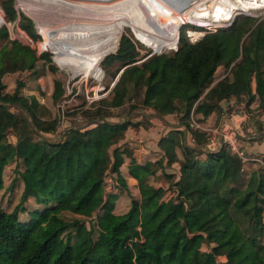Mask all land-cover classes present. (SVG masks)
<instances>
[{"label":"trees","instance_id":"obj_1","mask_svg":"<svg viewBox=\"0 0 264 264\" xmlns=\"http://www.w3.org/2000/svg\"><path fill=\"white\" fill-rule=\"evenodd\" d=\"M14 1L0 0L4 18L36 40L39 36L33 21L16 10ZM123 29L116 30L114 39ZM177 34L178 30L176 38ZM1 38L6 42L0 48V191L5 167L14 161V174L5 189L13 190L18 185L20 194L12 209L6 210L0 204V264H107L100 246L105 236L115 250L120 252L130 244L145 253L152 264H264V158L263 163L243 159L245 153L239 154L228 142L215 151L192 149L183 143L181 128L170 129L159 139L163 154L157 164L162 167L164 158L166 165H178L177 179L168 181L173 194L154 202L153 197L162 188L142 178L143 195L139 199L129 197V230L113 236L104 230V224L119 194L104 195L100 187L108 162L110 171L117 174L123 161L125 149L113 148L111 157L106 149L111 142L102 140L105 133L113 135L114 126L99 121L84 130L70 128L65 139L54 144L39 138L29 126L24 128L18 116L1 103L20 102L33 117L35 128L44 133L54 132L59 119L40 122L38 109L42 105L37 95H23L21 81L16 82L12 92H2L1 76L7 71L34 69L39 59L51 70L55 67L47 51L37 52L17 38L9 39L5 25H0ZM138 51L132 35L123 33L116 49L102 58L101 64L119 62L122 69L110 89V98L101 100L107 106L118 107L140 95L138 104L143 107L161 115L175 112L177 121L186 125L191 143L197 145L206 144L214 134L195 127L192 120L200 123L214 110L222 113L224 101L231 97L245 102L244 110L250 112V117L264 114V18L239 15L230 25L206 32L194 43L187 41L181 31L176 49L147 54L139 63ZM63 59L70 65L68 59ZM219 65L227 72L222 81L211 85ZM63 93L61 81L54 80L52 100L56 102ZM256 96L261 105L252 111L249 106ZM86 114L89 119L107 115L102 105ZM137 124L128 120L118 127ZM8 132L15 135V141L7 139ZM78 134L85 135V141L95 139L100 144L97 156L87 165L89 186L72 197L61 182L50 177V169L57 153ZM132 161L134 174L153 165L151 161L145 165H134L137 163ZM31 199L39 208L28 205ZM64 199L72 201L77 214L93 218L90 226L76 215L50 218L45 223L33 217ZM21 212L27 218L22 219ZM173 231L176 241L167 247L168 234ZM204 242L207 250L201 249ZM25 250L28 252L23 260ZM218 255L226 257L223 263ZM122 260L118 257L115 264H123Z\"/></svg>","mask_w":264,"mask_h":264},{"label":"rangeland","instance_id":"obj_2","mask_svg":"<svg viewBox=\"0 0 264 264\" xmlns=\"http://www.w3.org/2000/svg\"><path fill=\"white\" fill-rule=\"evenodd\" d=\"M26 2L31 0H24ZM37 1V0H36ZM60 1V0H58ZM32 3V2H31ZM23 0H15L14 6L17 11L23 12L27 17H29L33 21L34 31L38 34L39 38L36 40L31 39L26 32L22 29L17 27L16 25L12 28V23L8 24L9 21L6 20L3 16V12L0 9V14L2 15V25H5L8 30V34H14L17 39H19L24 44L30 46L31 48L35 49L37 52L47 51L50 54L51 61L50 63L55 67L54 70H51L48 67V64L43 62L42 59L37 60L34 69L31 70H15V71H7L1 76V81L3 83V87L1 89L2 92H12L14 90L15 84L17 81H21L23 86L21 88V93L27 97L31 95H37L39 102L41 103L42 107L38 109V119L40 122H46L45 120L58 117L59 125L54 132H42L39 131L41 134L45 135L49 141V143H58L61 140L65 139V135H67V131L70 128H76L79 130H84L86 128L94 127L96 123L102 121V119H89L87 117V111H94L96 109V105H102L103 108L106 109V116L103 119L107 120L114 126L113 135L105 133L102 137V140H106L111 142L107 146V151L112 157V150L115 147H123L126 152L128 151L133 152V147L130 145L132 139L128 137L125 141V129L118 127L119 124H122L128 120L132 122H136L137 119H142L145 115L141 112H152L149 108L143 107L142 105L138 104L140 100V95L133 96L126 100L121 106L118 107H110L102 102V99H109L110 89L114 84V80L119 68V62H113L109 65L101 64L102 58L109 52L114 51L117 47V43L119 37L123 33L131 34L138 46V63L142 61L146 56L152 52V49L160 50V51H172L177 47V41L180 35V32H185V29L188 27H193L194 23H198L202 25L200 28H208L209 26H223L227 23L228 19L221 17L223 14L215 16L209 15L204 19L199 18H189L182 20L176 27L178 30L177 38L175 36L176 44L171 47L164 45L162 48H155L150 47L149 45L141 42L137 39V33L140 30H144L150 33V30L147 26L143 24L134 25L133 23H127L123 31H121L117 38L112 40L108 48L104 53L99 57L96 67L94 71L90 74L85 75L83 70L77 69L75 66L69 65L63 59V54L58 48L54 45L52 41H50L40 30L39 25H42L45 29L51 27V25H59L54 21H51L52 18L59 17L60 20L65 18V15L58 14V12L52 11L51 9H55L54 7L48 6V3H44L43 0H38L35 2L37 5H45L44 9L40 11H34L31 9H26L23 5ZM47 4V5H46ZM46 8V9H45ZM63 10H67L68 7H62ZM211 16V17H210ZM220 16V17H219ZM219 17V18H217ZM184 21V22H183ZM68 23V22H67ZM181 25V26H180ZM179 27V28H178ZM56 29H59L55 27ZM177 32V31H176ZM136 36V37H135ZM5 39H0V48L5 44ZM162 49V50H161ZM226 71L223 69L221 73ZM60 80L63 88L64 93L60 97L59 100L56 102L52 100L51 92L53 89V81ZM8 103V102H7ZM133 104H136L134 107ZM261 105V104H260ZM9 110L15 113L20 121L24 123V128L28 127L32 129L33 133H35L39 138H41L33 129L31 120L27 113L19 107L18 105H7ZM260 107V106H259ZM24 108V107H23ZM259 109V108H257ZM252 111H256V109H252ZM245 113L249 118L250 117L248 111L245 110ZM231 114V113H230ZM230 117L229 113L227 115ZM33 119V117H32ZM240 120H237V127L241 129L243 132H249L248 125H241L238 124ZM34 125L35 121L33 119ZM217 124V123H216ZM137 125H133L135 128ZM247 128L242 129L243 127ZM228 129L229 127L226 126ZM7 139L10 141H15V135L11 132L7 133ZM85 135L78 134L75 140H69L66 143L64 149L57 153L56 158L53 160L51 169H50V177L52 179H56L57 181L61 182L64 188L67 191L71 192L72 197L80 195L84 192L90 183V176L87 172V165L93 161V159L97 156L98 153V146L100 144L99 140H90L85 141ZM42 139V138H41ZM44 140V139H43ZM124 141V142H123ZM134 143V139L132 140ZM235 142L236 140L233 139ZM48 142V141H47ZM142 143L139 140V144ZM124 145H127L124 147ZM243 143L235 142V146L239 148L242 147ZM138 146V145H133ZM215 146H213L214 148ZM159 152H151L150 157L151 160H145L141 163H137L136 161H132L133 163H137L134 165H145L146 162H153V165L146 166L147 169L137 171V174H134L133 171L131 172L129 165V172L136 178L137 180V192H130L128 189H123L125 185H123L124 181L122 180V176L120 175L119 166L118 172L117 171H110V162H108V166L104 169L103 174V186L100 187V191L102 190L104 195L106 192H116L119 195L123 194L127 198L128 205L127 207H123L122 210L112 211L110 215L106 217L104 230L108 231V233L113 234V236H122L129 230V220L127 218V210L129 208V197H133L139 199L141 195H143L142 186H141V179L147 178L149 183H152L156 186V184L161 183L162 186H158L163 188V190L159 191L158 195L153 197L154 202L157 199L164 198L167 199L173 191L168 188V181L171 179H175V173L173 170H177V166L174 165H162L160 167L157 164V161L160 157H158ZM144 156L146 154H143ZM149 156V155H148ZM263 158V156H261ZM164 160V158H163ZM162 160V162H163ZM14 161L10 162L4 170L3 173V180H4V187L0 191V204L1 206L6 209L10 210L13 206L17 203L20 194V187L15 185L13 190H6L5 187L8 185L10 178L14 174ZM131 164V163H130ZM133 169L135 168L132 166ZM163 173H171L170 177H167ZM119 198L120 199V197ZM116 203V202H115ZM121 202H118V206ZM30 207H38L34 200H30L28 202ZM122 208L121 206H119ZM36 215V216H35ZM33 217L39 220L40 223H45L50 218H60V219H68L73 217V215L80 216L83 218L86 226H90L92 219L87 216L77 214L75 208L72 205V201L70 199H64L60 203H58L55 207L46 210L44 213L35 214ZM32 216V215H31ZM20 217L22 219L27 218V214L25 212L20 213ZM97 234V233H96ZM175 231L168 234L167 237V247L173 246V243L176 241ZM100 246L103 250L105 261L107 264H115L118 257H122L123 264H152L151 260L148 256L141 252L137 251L132 248L130 244L125 245L121 248V251L115 250L111 246L107 244L106 236L101 239ZM208 244L202 243L201 249L207 250ZM28 250L23 251L21 254V259H26V254ZM165 256V263H168V260ZM217 259H219L222 263L225 261L226 257L224 255H218Z\"/></svg>","mask_w":264,"mask_h":264},{"label":"bare ground","instance_id":"obj_3","mask_svg":"<svg viewBox=\"0 0 264 264\" xmlns=\"http://www.w3.org/2000/svg\"><path fill=\"white\" fill-rule=\"evenodd\" d=\"M37 1L31 0V3L23 0V5L26 9L34 11L46 7L35 4ZM43 2L55 8L51 9V12L61 13L65 18L62 20L59 17L52 18L51 21L59 23L60 26L52 24L45 29L39 25V29L62 52L63 58L69 60L70 65L83 70L87 75L94 71L98 57L106 51L114 39L116 30L125 27L127 23L143 24L149 28L150 33L140 30L136 35L137 39L150 47L162 48L167 45L173 48L176 44V27L182 20L196 17L204 19L209 15L216 18L221 14H223L221 17L225 18L230 15L231 8L237 7L238 3L244 0H43ZM64 6L68 9L63 10Z\"/></svg>","mask_w":264,"mask_h":264},{"label":"crops","instance_id":"obj_4","mask_svg":"<svg viewBox=\"0 0 264 264\" xmlns=\"http://www.w3.org/2000/svg\"><path fill=\"white\" fill-rule=\"evenodd\" d=\"M225 69L224 66L219 65L213 75V80L211 82V85L214 84L215 82L222 81L226 72L221 73V71ZM254 87V83L252 82V88ZM228 101V104H223L222 107V113H218L217 110L212 111L204 120L200 121V128L201 130L205 131H210L214 135L210 140L207 141V143L210 141L212 146L218 147V141H219V129L220 125L223 123V120L228 118V114L230 115L231 120L233 121L234 125H237V120L239 119L240 121L238 124L241 125H248V128L250 129L249 132H254L250 121L251 118L247 116L245 113V102L240 101L238 102L236 98L231 97ZM260 105V98L258 96L255 97V99L250 103L249 108L250 109H256ZM227 112V113H226ZM231 113V114H230ZM227 114V115H226ZM161 115V114H160ZM238 115V116H235ZM162 117H157L153 115H145L142 119H137L136 122L138 123L137 126L134 128L132 125L127 126L125 129V141L129 138L133 141H129L130 145L133 147V152L130 151V153H123V161L119 165V171L120 175L122 176V180L124 181L123 185L125 187L123 189H128L130 192H137L138 187H137V180L136 178H133V176L129 172V165L131 163V160L136 161L137 163H141L145 160H151L152 157H150L151 152H159V156L161 157L163 154L162 149L159 146V139L160 137L164 136L167 134V132L172 129V128H181L183 130V143L188 145L192 149H201V148H194L193 146H199L197 144H192L191 143V137L190 133L187 130L186 137L184 138V129L183 125L180 127H173L172 124H178L179 122L177 121V115L175 112L173 113H167L165 115H161ZM235 116V119H234ZM255 119V124L260 127V129H264V114H257L254 118ZM194 121V120H193ZM217 123V124H216ZM181 124V123H180ZM223 134L227 132L226 130V124L223 123ZM242 129L247 130L246 126L243 127ZM224 136V135H223ZM142 143L139 144V140ZM124 142V141H123ZM235 142L243 143L242 147L240 146V150L242 148H245V151L242 153H245V156H243V159H258L259 161L262 162L261 156L264 158V135L256 137L250 141L249 144L246 143L245 140L243 139H237ZM206 143V144H207ZM138 145V146H133V145ZM204 145V144H202ZM127 145H124V147ZM203 150V149H201ZM205 151V150H204ZM178 153V150H177ZM143 154H146L145 156ZM179 154V153H178ZM149 155V156H148ZM180 155V154H179ZM163 163H165V159L163 160ZM174 166H177V170H173L175 173V179H177L179 175V170H178V165L175 163L173 164ZM156 186H162L161 183L156 184ZM163 190V188H162ZM119 198H116L115 200V207L113 211H118L122 210L123 207H127L128 201L123 194L119 195ZM118 202H121L118 206Z\"/></svg>","mask_w":264,"mask_h":264},{"label":"built area","instance_id":"obj_5","mask_svg":"<svg viewBox=\"0 0 264 264\" xmlns=\"http://www.w3.org/2000/svg\"><path fill=\"white\" fill-rule=\"evenodd\" d=\"M239 15H250L255 16L259 18H264V0H244V2H239L237 7L231 8L230 15L228 17H225L228 19L227 23L223 26H209L208 28H200L202 25L198 23H194L193 27H188L185 29L184 36L186 37L187 41L194 43L198 41L206 32L209 31H215L218 28L226 27L230 25V23L233 21V19ZM3 21V20H2ZM3 23V22H2ZM12 23V28H14L15 24L14 22L9 21L8 24ZM9 39L17 38L14 34H8ZM192 123L195 127H200V123H197L192 120ZM239 128V127H238ZM240 129V128H239ZM227 132H225L224 135V142H228L233 149L237 150L239 154H242L240 148H237L235 146L236 138L233 135V132L230 128H226ZM241 130V129H240Z\"/></svg>","mask_w":264,"mask_h":264},{"label":"water","instance_id":"obj_6","mask_svg":"<svg viewBox=\"0 0 264 264\" xmlns=\"http://www.w3.org/2000/svg\"><path fill=\"white\" fill-rule=\"evenodd\" d=\"M2 16V15H1ZM0 16V25H2V18ZM177 47H175L176 49ZM162 51L160 50H156V49H152V53H160ZM122 69L119 70V72L117 73L116 77H115V80L118 78V75L119 73L121 72ZM114 80V81H115ZM5 106L7 105H18L19 107H21L22 109H24V111L27 113V115L29 116L30 120H31V124H32V127L34 129V131L42 138L44 139L45 141H48V142H52V141H49L45 135L41 134L36 128H35V125H34V122H33V119H32V116L31 114L25 109L23 108L22 104L18 101H12V102H8V103H1ZM225 104H228V101L226 100L225 101ZM143 115H153V116H157V117H162L158 112L156 111H152V112H141ZM227 113V112H226ZM228 114V113H227ZM226 114V115H227ZM103 122H108L107 120L105 119H102ZM223 123L226 124L230 129L231 131L233 132V135L235 138L237 139H243L246 141L247 144L250 143V141L256 137H259V136H262L264 135V129H260V127H258L256 124H255V119H251L250 121V124H251V127L253 129L254 132H243L241 131L237 125H234L233 121L231 120L230 117L226 118L223 120ZM223 123L220 125V129H219V141H218V147H214L212 146L211 142L209 141L207 144H204V145H199V146H193L194 148H201L205 151H215L217 150L224 142V136H223ZM181 125H183V129H184V138L186 137V134H187V127L186 125L184 124H172L173 127H180ZM264 128V126H263ZM245 151V148H242L241 152H244Z\"/></svg>","mask_w":264,"mask_h":264}]
</instances>
